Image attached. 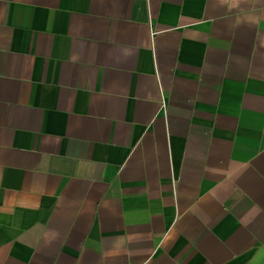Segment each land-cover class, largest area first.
Listing matches in <instances>:
<instances>
[{
	"label": "crops",
	"instance_id": "1",
	"mask_svg": "<svg viewBox=\"0 0 264 264\" xmlns=\"http://www.w3.org/2000/svg\"><path fill=\"white\" fill-rule=\"evenodd\" d=\"M0 264H264V0H0Z\"/></svg>",
	"mask_w": 264,
	"mask_h": 264
}]
</instances>
